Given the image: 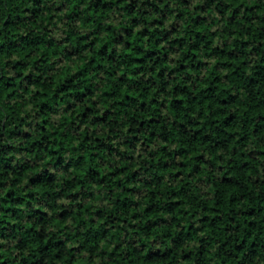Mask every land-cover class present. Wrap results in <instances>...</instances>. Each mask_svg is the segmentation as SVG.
<instances>
[{
  "label": "trees",
  "instance_id": "obj_1",
  "mask_svg": "<svg viewBox=\"0 0 264 264\" xmlns=\"http://www.w3.org/2000/svg\"><path fill=\"white\" fill-rule=\"evenodd\" d=\"M0 264H264V0H0Z\"/></svg>",
  "mask_w": 264,
  "mask_h": 264
}]
</instances>
